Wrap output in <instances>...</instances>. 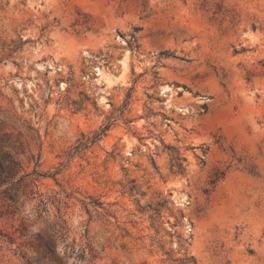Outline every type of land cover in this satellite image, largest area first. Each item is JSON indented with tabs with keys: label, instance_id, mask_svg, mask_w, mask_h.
Segmentation results:
<instances>
[{
	"label": "rangeland",
	"instance_id": "rangeland-1",
	"mask_svg": "<svg viewBox=\"0 0 264 264\" xmlns=\"http://www.w3.org/2000/svg\"><path fill=\"white\" fill-rule=\"evenodd\" d=\"M2 152L0 264H264V0H0Z\"/></svg>",
	"mask_w": 264,
	"mask_h": 264
},
{
	"label": "trees",
	"instance_id": "trees-1",
	"mask_svg": "<svg viewBox=\"0 0 264 264\" xmlns=\"http://www.w3.org/2000/svg\"><path fill=\"white\" fill-rule=\"evenodd\" d=\"M138 31V28L133 29V34ZM131 35V40L128 42V46L130 48L134 47L135 38L134 35ZM164 54V53H162ZM132 90V89H130ZM130 99L129 94L126 97V101L124 102L123 109L125 110L128 101ZM109 128V125H106L100 129L98 133H96L91 138H86L83 141H81L79 144H77L75 147H73L72 152L70 155L77 154L82 152L83 150L87 149L89 146L95 144L99 138L107 131ZM37 166V163L36 165ZM178 168L180 169L181 166L179 165ZM22 170L20 162H18L16 159H14L9 153L2 152L0 153V185L2 184H13V183H19L24 181L27 177L30 175H34L36 177H45V175L41 173H37L35 170L32 173H24L23 175L18 176L17 179L15 177L20 173ZM55 174L50 175V177H54ZM12 201V199H9ZM97 205H100V203H96ZM165 202H159L157 203V208H163ZM43 206V208L38 209V212H45V203L43 201H40L39 206ZM22 231L20 232V237L27 238H34V242L28 241L27 244L29 245L30 249L32 250L34 254V260L35 263L39 262H47L48 264H67L69 260H72L73 264L77 263H90L95 258V252L90 248L89 253L87 254L84 249H76L74 242L68 241V229L66 226V223L64 220L60 219V221H57L47 227V229L43 233H37L34 236L27 237V229L22 225ZM9 244H13L12 239H8ZM62 246L63 253L60 254L58 251V247ZM25 258L24 256L22 257ZM189 260L193 261L192 257H189ZM27 264H31V259H26Z\"/></svg>",
	"mask_w": 264,
	"mask_h": 264
}]
</instances>
